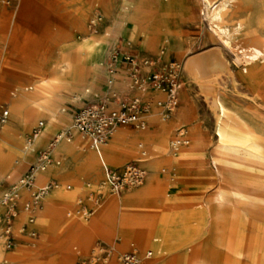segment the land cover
<instances>
[{
  "label": "rangeland",
  "instance_id": "1",
  "mask_svg": "<svg viewBox=\"0 0 264 264\" xmlns=\"http://www.w3.org/2000/svg\"><path fill=\"white\" fill-rule=\"evenodd\" d=\"M137 1H140L147 15L145 19L148 20L144 23L151 25L146 33L147 45H144L143 36L138 34L136 40L131 41L132 37L125 34L117 47L111 49L102 66L105 68V63H108L114 52L119 56L152 57L157 55L160 48L165 49L166 61L180 63L184 71L185 86L179 98L176 116L166 122L175 126L178 114L187 121L179 128L169 130L168 155L173 157L175 153L171 149V143L180 131H184L189 141L184 147H189L192 138L199 140L200 160L195 161L194 166L187 171L175 175L164 171V164L159 165V172L151 183L156 196L149 203L147 213H144L151 216L157 226L144 246L130 244L127 230L121 227L120 219L112 224L103 223V230L99 231L94 222L102 213L104 200L93 187V179L81 176L68 179L66 171L53 176L49 182L54 183L56 187L52 191L57 192L61 200L57 201L55 216L50 221V243H42L38 230L31 228L36 224V218L32 214L33 223L27 224V219L23 222V233L19 238L12 230L15 238L13 247L7 249L3 237L0 244L3 254L0 264H86L92 251L98 253V249L109 254L106 264H119L118 257L129 252L139 256L141 264L148 259H144L146 252L150 253L149 258L156 264H264V59L255 68L261 74L263 82L251 81L245 77L241 73L242 64L235 61V52L239 49L264 50V0H234L222 12L221 27L232 31L235 26H241L239 33L231 32V40L236 46L234 51L223 46L217 38L213 32L214 26L207 16V7L200 0H167V4L166 0ZM123 2L124 0H18L13 7L4 9L5 19L0 20V132L5 127L20 130L23 126L24 117L13 116L10 112L14 96L30 99L28 87L39 81L49 80L50 71L59 64L62 56L71 55L77 47L103 37L105 31L119 32L114 20ZM1 8L3 7H0V12ZM18 11L22 12L21 16ZM162 19L168 23L165 32L159 27ZM127 27L131 28V25ZM137 49H143L144 53H137ZM208 58L210 64L214 65L210 68L207 65ZM92 60L97 62L98 59L94 56ZM185 65L196 73V80ZM117 78L111 85L105 80L90 78L94 86L90 92L94 94L88 99L84 98L85 93L76 100L64 92L54 93L46 104L60 124L72 125L70 110L79 108L86 102L108 98L111 100V96L106 97L103 93L121 91L122 94L116 95L112 100L114 104L125 97L140 95L130 91L126 73ZM203 89L210 93L206 94ZM216 95L254 132L248 136L243 150L260 155L263 159L260 164L241 163L238 170L245 174L225 175L222 179L218 177L211 160L212 152L217 146L216 117L212 108ZM142 96L149 103L146 114L157 108L162 117L163 109L157 105L164 101V97L152 90ZM6 111L8 116L5 119L3 114ZM154 119L161 118L156 116ZM146 122L144 130L148 129V117ZM36 126L24 134V142ZM155 129L160 132L158 127ZM116 130L127 133L144 131L130 127H118ZM60 131H50L45 142L53 141ZM77 136L83 139L81 135ZM141 139L139 137L138 140ZM84 140L90 144L86 138ZM42 151L47 150L37 148L33 157L22 164L16 173L18 178H22L29 167L36 163L37 156ZM50 156L51 163L55 160L63 164L64 170L71 169L75 158L73 154L66 155L64 159H53L51 154ZM138 159L140 154L123 162L121 166L111 168H121ZM146 177L147 175L139 187L126 191H138L145 184ZM10 187V179L1 180L0 197ZM32 189L33 185L28 190ZM126 191L120 196H124ZM217 192L224 193L227 201L222 204L216 202ZM66 202L70 207L67 211ZM19 208L17 203L15 213ZM3 211L0 207V215ZM23 227L27 230H23ZM82 227L88 230L87 237L80 232ZM30 231H33L34 236H29ZM0 232L3 233L1 225ZM8 256L10 258L7 259Z\"/></svg>",
  "mask_w": 264,
  "mask_h": 264
},
{
  "label": "bare ground",
  "instance_id": "2",
  "mask_svg": "<svg viewBox=\"0 0 264 264\" xmlns=\"http://www.w3.org/2000/svg\"><path fill=\"white\" fill-rule=\"evenodd\" d=\"M200 1L207 7V16L211 25L214 26L213 32L217 38L223 46L234 51L236 46L231 40V32L239 33L241 31V26H235L232 31H229L226 27L220 26L222 12L227 5L234 0ZM4 9L5 7L1 8L0 20L5 19L6 12ZM21 11H18L20 16L22 15ZM119 11L118 16L114 20V25L119 29V32L105 31L106 33L103 37L95 38L90 44L77 47L71 55L62 56L59 64L50 71L49 80L39 81L34 84V86L28 87V89L30 88V99L23 96L16 97L14 94L12 95L15 99L11 100L10 112L13 116L24 117V122L20 130L5 127L0 132V181L4 178L10 179L12 188L15 190L17 196V203L20 205L18 212L15 213V222L12 224V230L17 238L23 233L22 224L26 221L29 214L26 206L30 203V214L32 213L36 218V224L31 226V228L38 230L42 243H50L52 237L50 221L55 216V209L58 205L56 203L61 199L55 191L46 193L36 203L31 200V196L34 191L43 187L53 176L66 171L68 179L77 176L93 179V187L96 188V191H99V195L103 196L102 213L94 222L99 231L103 230V223L112 224L120 219L121 227L127 230L130 244L133 245L136 243L137 245L144 246L151 238V232L157 226L155 220L144 213L150 208L148 207L150 205L149 203L156 196L155 188L151 186V183L152 180L155 179L157 172H159V165L164 164L165 167L163 170L168 171L169 174L175 175L178 172L187 171L189 167L194 166L195 161L200 160L199 140L197 138L190 139L189 147H181L173 157L168 155L169 130L174 127L179 128L187 119H181L179 117L180 114H178L175 126L169 125V123L164 121L161 117L160 110L155 108L152 113H148L149 115L146 114L142 116L145 121L146 117H148L149 124L147 130H144L146 125L142 129L144 131L130 133L116 130L117 128H115L106 138L105 142L102 144L103 146L101 145L102 147L99 149L100 158L107 166H121L120 164L123 162L133 159L140 154V159L138 160L143 164L147 175L145 184L138 191L133 193L126 191V194L122 197L120 194L111 195L102 183L101 162L97 153L91 148L90 144L88 145L86 143L84 137L82 139L77 136L79 133L71 124H60L56 116L47 106L46 101L50 95L54 93L63 94L64 92L65 95H70L73 100H76L80 95L85 93L86 97L84 98L88 99L94 94L90 92L94 87L90 82V78H99L109 83V74L106 69L107 62L105 63V68H103L102 63L107 59L111 49L117 47L116 45L118 42L123 40L125 34H129L132 37L131 41H135L136 36L139 34L144 37V45H147L146 33L150 24H147V22L144 23L148 19H145L147 15L140 1L124 0L121 10ZM167 17L169 16L167 15ZM127 25H131V28L127 27ZM159 27L165 32L168 29V23L162 19ZM169 28L171 29V27ZM235 53V61L242 64L241 73L245 77L250 78L251 81L256 80L263 82L260 76L261 74L259 75V73L255 71V68L257 64L264 59V50L257 48H249L248 50L239 49ZM94 56L97 57V62H93L92 58ZM207 65L209 68L214 66L210 64V58L207 59ZM185 67L190 71L189 74L196 80V73L192 72L186 65ZM124 74L125 72L122 71L121 74L117 76L120 78V76ZM203 90L206 94L210 93L207 89ZM118 94H122L121 91L116 93H103L106 97H112ZM1 96L2 93L0 91V97ZM41 99L44 101H40ZM212 108L216 117L215 136L217 137V146L212 152L211 160L218 177L222 179L225 175L234 176L236 173H242L238 170L241 163H262L263 159L260 155L256 156L251 152L243 150L244 143L248 136L253 135L254 132L238 119L220 96H215ZM156 116H159L161 119H154ZM35 125H37L35 128L39 130L38 134L33 138L32 142H24V134L29 132ZM156 127L160 129V132L156 131ZM54 129L61 130L57 135L59 140L56 141L54 139L46 143V133ZM67 132H70L71 137L63 139V136ZM180 133H184V131H180L179 134ZM139 137L142 139L138 140ZM82 141L85 142L82 143ZM187 142L189 144L188 140ZM39 147H43L45 150L49 151L53 159L58 157L64 159L66 155L72 154L75 149H79L81 157L78 160H73L72 167L68 170L67 168L64 170L62 168L63 164L61 165L54 160V162L50 163L44 170L36 171L34 173L33 189L28 190L19 186L21 178H18L16 173L23 163L33 157L34 152ZM143 154H145L144 157H142ZM242 174L245 173L243 172ZM215 200L219 204H222L227 201V197L224 193L217 192ZM69 208L66 202L65 210L67 211ZM166 229L167 228H165V230ZM80 232L84 237H87L88 230L86 231V227L80 228ZM108 236L110 237V235ZM2 240L3 236L0 232V244ZM145 255L149 254L146 252ZM2 256L3 254L0 251V259ZM8 258H10V256H8L7 259ZM161 263L162 262H158V264ZM142 264L156 263L148 258L144 260Z\"/></svg>",
  "mask_w": 264,
  "mask_h": 264
},
{
  "label": "built area",
  "instance_id": "3",
  "mask_svg": "<svg viewBox=\"0 0 264 264\" xmlns=\"http://www.w3.org/2000/svg\"><path fill=\"white\" fill-rule=\"evenodd\" d=\"M18 0H0V7L11 8ZM165 49L160 48L156 56L146 57L140 55L139 58L132 55L119 56L113 53L107 63V72L109 74V84L118 80L117 75L124 71L128 77L129 88L131 92H137L140 95H133L117 100L115 104L112 100L102 99L94 102H86L79 108L72 110L71 119L73 128L91 145V148L100 158L99 149L105 142L110 133L118 127H130L135 130H142L146 121L142 118L149 110V103L145 102L142 96L149 90L154 91L164 97V101L158 103L162 107V118L168 121L179 107L180 93L185 86V76L182 65L171 60H165ZM4 118L8 112H4ZM37 128L33 129L27 142H32L38 134ZM70 132L65 133L63 139L69 138ZM55 140H59L55 138ZM188 142L184 133H178V136L172 141L171 149L174 153L187 146ZM145 154L142 155L144 157ZM102 183L108 189L111 195H119L128 189L139 187L145 178L146 172L141 165V161L130 162L121 168H111L107 166L100 158ZM51 163L49 151H42L37 156L35 164L31 165L19 182L20 187L30 189L34 183L33 174L38 170H44ZM56 186L54 183H47L37 189L31 198L36 203L46 193L52 191ZM0 207L3 212L0 215V225L3 229L4 242L7 249L15 244V238L12 236V224L15 219L17 208V196L15 190L10 187L0 197ZM28 218L27 224H32L34 217L30 214V203L27 204ZM23 230H27L23 227ZM29 236H34L30 231ZM93 250L86 264H106L109 254L103 249ZM150 254V253H149ZM147 255L144 259L149 258ZM142 259L135 253H123L118 257L119 264H141Z\"/></svg>",
  "mask_w": 264,
  "mask_h": 264
},
{
  "label": "crops",
  "instance_id": "4",
  "mask_svg": "<svg viewBox=\"0 0 264 264\" xmlns=\"http://www.w3.org/2000/svg\"><path fill=\"white\" fill-rule=\"evenodd\" d=\"M137 53H139V54H142V53H144V50L143 49H137ZM224 68V67H223ZM181 93H182V91H181ZM181 93H180V95H181ZM76 109V108H75ZM70 112H72V110H70ZM176 113H177V111H176ZM176 113L168 120V121H170L171 119H173L175 116H176ZM71 116V115H70ZM48 134L49 133H46V135H45V137L46 138H48ZM103 146V145H102ZM101 146V147H102ZM72 154L73 155H75V158H74V160H78V159H80V157H81V154L79 153V149H75L73 152H72ZM143 167V166H142ZM144 168V167H143ZM49 181H51V180H49ZM49 181H47L46 182V184L47 183H49Z\"/></svg>",
  "mask_w": 264,
  "mask_h": 264
}]
</instances>
